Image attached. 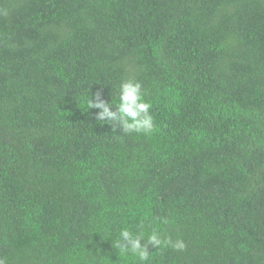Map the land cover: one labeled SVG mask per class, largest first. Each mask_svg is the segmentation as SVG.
<instances>
[{
    "label": "trees",
    "instance_id": "trees-1",
    "mask_svg": "<svg viewBox=\"0 0 264 264\" xmlns=\"http://www.w3.org/2000/svg\"><path fill=\"white\" fill-rule=\"evenodd\" d=\"M126 79L151 135L87 109ZM141 225L187 245L146 264H264V0H0V258L141 264Z\"/></svg>",
    "mask_w": 264,
    "mask_h": 264
},
{
    "label": "clouds",
    "instance_id": "clouds-1",
    "mask_svg": "<svg viewBox=\"0 0 264 264\" xmlns=\"http://www.w3.org/2000/svg\"><path fill=\"white\" fill-rule=\"evenodd\" d=\"M87 109H97L94 114L96 121L106 123L112 127V131L117 129L124 134H143L151 135L156 131V125L151 114L152 104L145 99V93L142 90L140 82L133 79H126L119 85L117 101L108 102L102 98V91H97L93 98H87ZM115 110H112V109ZM162 223L167 224L164 219ZM134 233L128 228H122L118 237L112 242L114 249L121 256H134L138 258L141 264H146L150 253L148 247L156 250L162 247H170L174 251H184L187 247L182 239L172 240L171 237L162 236L161 232L153 228L147 234L142 230ZM0 264H6L3 258H0Z\"/></svg>",
    "mask_w": 264,
    "mask_h": 264
}]
</instances>
